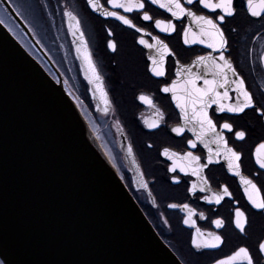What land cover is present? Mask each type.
Returning <instances> with one entry per match:
<instances>
[{
  "label": "flooded vegetation",
  "instance_id": "af4514ba",
  "mask_svg": "<svg viewBox=\"0 0 264 264\" xmlns=\"http://www.w3.org/2000/svg\"><path fill=\"white\" fill-rule=\"evenodd\" d=\"M40 2L45 8L44 10L48 11V15L51 6L56 9L52 11V14L50 13L51 20L52 15L54 17L55 14L60 19L62 33L65 36L72 60V72H69L68 66H66V56L60 47L59 38L57 41H46L42 37L41 31H39L40 36L37 31L35 32L33 24L27 22L23 16L22 19L44 52L38 48L25 31L13 23L15 34L20 40L21 35L25 37L26 40L23 42L25 47L50 74L58 78L51 63L57 66L61 75L63 74L71 95L105 146L109 157L115 167L118 168L119 174L133 197L161 238L182 263L214 264L216 259L230 255L240 246H249L255 253L257 242L264 239V212L252 207L243 192L240 177L228 170L227 161L221 157L218 162L214 160L204 170L210 181L212 191H220L224 185H227L233 194L232 197H225L221 204L217 205L201 198L204 195H211L210 192H202L198 188L196 195L193 196L188 191L192 181L198 179L196 176H192L190 173L185 175L177 170L176 174L180 176V182L177 184L172 181L171 176L174 174L168 171L171 160L162 155L165 147L181 152L189 150L186 141L192 139L193 134L187 129L183 136L171 132V127L180 123L182 118L179 116V109L176 107L175 101L171 99V94L161 92L160 88L163 83H170L171 79L175 78V59L177 57L182 64H186L191 63L197 55H205L212 51L207 45L199 43L186 45L183 43L182 29L189 23V18L183 17L182 20H175L171 13L160 8L158 4L151 3V0H144V9H137L133 12L115 9L107 0H97L104 9L116 10L122 15H126L137 25V28L134 29L116 17H106L99 14L91 8L87 0H51L52 4H50V0H40ZM182 2L198 14H210L209 10L203 9L202 5H188L186 0H182ZM26 4L27 7L24 10L33 14V2L30 4L28 1ZM65 6L80 18L81 27L88 41V48L100 75L103 77V85L111 101L107 112L97 109V100L92 97L89 85L82 77L66 28ZM238 8L240 9L238 15L222 25L229 36V52L226 55H230L237 71L245 78L249 90L254 93L259 102L264 100V95H262L264 94V62L260 59L264 55V21L250 17L246 13L244 0H238ZM15 9L21 16V7L17 4ZM0 11L2 12L1 6ZM145 11L153 17L152 20L145 21L143 19ZM157 19L174 20L177 24V31L174 33L162 32L155 27V20ZM54 20H56L55 17ZM52 24H54L53 21ZM139 28L145 29V32H138L137 29ZM108 29L112 30L111 34H109ZM140 36H144L150 43H155L153 37L159 36L177 54V57L171 55L167 57V78L155 77L149 70L151 61L148 60V56L154 52V49H148L139 44ZM112 39H115L118 45L115 52L107 46L108 41ZM214 55H218V53H214ZM63 62L65 63L64 67L61 65ZM141 93L151 95L157 107L165 113L164 122L160 124L159 128L147 127L146 121H155L157 112L155 108L138 99ZM215 108L216 106L213 105L209 112L217 121L218 131L219 124H222L225 119L234 124L233 131L225 130L224 134L228 138L229 145L242 153V174L252 179L261 189V194H264V170L259 168L255 159L256 148L264 142V117L252 110L233 114L215 112ZM103 119L107 121L109 130L102 129L99 131L98 128L103 126ZM240 130L247 132L244 140H238L234 135L235 131ZM123 138L132 144V156L136 165L139 166L140 173L143 172V177L141 175L138 179L134 177L126 154L121 149ZM149 145L152 146L149 147ZM192 151L202 157V162H207L208 150L203 146V143H198L197 148L192 149ZM142 179L148 181V188L143 187ZM172 203H187L195 208L197 215L193 219H195L196 225L183 224L182 221L186 212L181 208H169L168 205ZM236 207H239L248 216L249 222L245 233H241L235 227L234 213ZM201 212L206 218L200 217L199 213ZM217 218L225 220V226L222 229H217L212 223ZM196 227H199L205 234L213 232L223 235L225 243L219 249H195L191 244V239L195 235ZM257 259L260 264H264V258L257 256Z\"/></svg>",
  "mask_w": 264,
  "mask_h": 264
},
{
  "label": "water",
  "instance_id": "95a60500",
  "mask_svg": "<svg viewBox=\"0 0 264 264\" xmlns=\"http://www.w3.org/2000/svg\"><path fill=\"white\" fill-rule=\"evenodd\" d=\"M0 2L44 52L8 0ZM0 21L1 259L5 264H183L133 197L63 76L50 74ZM65 23L82 77L104 112L67 16ZM128 144L123 138L121 149L138 179Z\"/></svg>",
  "mask_w": 264,
  "mask_h": 264
},
{
  "label": "snow or ice",
  "instance_id": "6c2138e0",
  "mask_svg": "<svg viewBox=\"0 0 264 264\" xmlns=\"http://www.w3.org/2000/svg\"><path fill=\"white\" fill-rule=\"evenodd\" d=\"M10 2V0H9ZM115 9H124L126 12H133L137 9H144V0H107ZM92 9L102 11V15L106 17H116L125 25L136 29L137 25L132 22L126 15H122L116 10H107L97 0H87ZM151 3L158 4L160 8L171 13L175 20H182L183 17L189 18V23L182 29L183 43L186 45L202 44L207 45L212 51L205 55H197L191 63L182 64L177 54L162 40L159 36L153 37L155 43H150L144 36H140L139 44L144 45L148 49H154V52L148 56L151 61L149 70L155 77L167 78V57H177L175 59V78L170 83H163L160 91L170 93L171 99L175 101L176 107L179 109V116L182 118L180 123L171 127V132L178 136H183L187 129L193 134L192 139L186 141L189 146L187 151H176L169 147L163 148L162 155L171 160L168 171L173 173L171 180L175 183L180 182L179 172L198 179L192 181L188 191L195 196L197 189L202 192H210L211 195L201 197L209 203L221 204L225 197H232L227 185H224L220 191H212L211 184L204 170L210 164L218 162L221 157L227 161L228 170L234 172L240 177L243 185V192L247 196L253 208L264 212V194L257 184L241 172L242 153L237 151L235 147L229 145L225 130L232 132L234 124L225 119L222 124H218L213 119L209 110L213 105L216 106L215 112L219 113H245L246 110H252L264 117V100L258 102L254 93L249 90L245 78L240 75L233 64L229 52V36L226 34L225 25L229 19H234L240 9L238 8V0H186L188 5L199 4L203 9L209 10L210 14H198L191 7H186L182 0H151ZM246 13L253 18L264 21V0H244ZM19 15V13H17ZM64 15L68 18V27L72 31L73 42L76 44V52L86 62L85 74L101 93L104 99V111L109 110L111 101L108 93L103 86V77L99 73L96 63L92 58L91 51L88 48V41L81 27V21L78 15L67 9L65 6ZM143 19L150 21L153 19L148 12H144ZM2 22V21H0ZM155 27L165 33H174L177 31V24L174 20H155ZM195 28V30H194ZM138 32L144 33L145 29L139 28ZM235 31V29H232ZM109 34L112 30L108 29ZM148 35H151L148 33ZM107 46L113 51H117V41L109 40ZM218 53V55H214ZM264 62V55L260 57ZM234 93V94H233ZM264 95V94H262ZM138 99L143 103L156 109L157 119L152 122L146 121L147 127L151 129L159 128L164 122L165 113L154 103L153 97L141 93ZM119 123V122H118ZM235 137L238 140H244L247 132L244 130L235 131ZM198 143L208 150L207 162H202V157L192 151L196 149ZM215 145V147H213ZM152 145H149L151 147ZM132 144H128V152L132 153ZM256 163L259 168L264 170V142L260 143L255 150ZM139 167V166H138ZM143 177V172L140 173ZM143 187L148 188V181L141 180ZM237 203H239L237 201ZM169 208H181L186 212L183 219L185 225H196L195 217L196 209L190 204L172 203ZM201 218H206L204 213H199ZM167 222V221H166ZM248 216L239 207L235 208L234 224L241 233L246 232L248 225ZM217 229L225 226L223 218H217L212 221ZM225 243V237L219 233L208 232L203 233L199 227H196L195 235L191 239L192 246L197 250L203 249H219ZM257 256L264 258V239H260L256 244L255 253L249 246H240L236 248L230 255L216 259L214 264H260ZM0 264H5L4 260H0Z\"/></svg>",
  "mask_w": 264,
  "mask_h": 264
},
{
  "label": "bare ground",
  "instance_id": "6f19581e",
  "mask_svg": "<svg viewBox=\"0 0 264 264\" xmlns=\"http://www.w3.org/2000/svg\"><path fill=\"white\" fill-rule=\"evenodd\" d=\"M29 2H30V4H31V2H33V4H32V11L35 13V16L36 17H38V19H39V26H41V29H42V33H41V35H42V37L46 40V41H48V40H51V41H57L58 40V37H57V35H56V33H55V31H54V27H53V25H52V20H51V16H50V13L52 14V11H55L56 9L54 8V7H52L51 6V8L49 9V15H48V11H45L44 9V7L42 6V2H40V0H28ZM44 1V0H43ZM8 2H9V0H8ZM21 2H22V4H24V2L21 0ZM10 4H11V6L15 9V7L17 6V4H18V6H19V3H20V1L19 0H10V2H9ZM50 4H52V2H51V0H50ZM0 6H1V8H2V13L10 20V22H11V24H15L16 25V27H18L19 29L21 28L18 24H17V22L14 20V18L10 15V14H8L7 12H6V9H5V7H4V5L0 2ZM3 8H4V11H3ZM52 9V10H51ZM47 10V9H46ZM15 11L17 12V10L15 9ZM18 13V12H17ZM54 14V13H53ZM20 16V15H19ZM13 22V23H12ZM21 30L23 31V29L21 28ZM25 31V30H24ZM31 32V31H30ZM26 33V32H25ZM22 36V35H21ZM22 40L25 42V37L24 36H22ZM59 43V42H58ZM60 47H61V45H60ZM62 48V47H61ZM64 64V65H63ZM51 65H52V67H53V69L55 70V72L57 73V72H59V70H58V68H57V66L54 64V63H51ZM62 67H64L65 66V63L63 62L62 64ZM66 68V67H65ZM63 75V74H62ZM84 115V117L86 118V116H85V114H83ZM86 120H87V118H86ZM88 121V120H87ZM89 122V121H88ZM103 128L100 126V128H98V130L99 131H101L102 129H105V130H109L108 129V124H107V121L106 120H104L103 119ZM90 124V123H89ZM90 126H91V124H90ZM92 127V126H91ZM110 134V133H109ZM101 141V140H100ZM102 143V142H101ZM102 145H103V143H102ZM103 147H104V149H105V151L107 152V150H106V148H105V146L103 145ZM116 169L118 170V168L116 167ZM119 172V171H118ZM0 260H2L1 259V256H0Z\"/></svg>",
  "mask_w": 264,
  "mask_h": 264
},
{
  "label": "rangeland",
  "instance_id": "374dc122",
  "mask_svg": "<svg viewBox=\"0 0 264 264\" xmlns=\"http://www.w3.org/2000/svg\"><path fill=\"white\" fill-rule=\"evenodd\" d=\"M19 1H20L19 7H21V15L24 17V19L27 22H29L30 24H33L32 26H34L35 32L37 31V33L39 34V31H41V33H42L41 26H39V19H38V17L35 16V13H33V14L31 13L30 14L28 11L24 10L27 7L26 2H28V1L22 0L24 2V4H22L21 0H19ZM2 17L5 19L6 22H8V19L6 18L5 15H3ZM54 17H55L56 20H54ZM54 17L52 15V21L54 22V24H52V25L54 27V31L56 32V34L58 35V38L60 40V45H61L62 50H63L62 52L65 53V56H66L65 62L67 64L66 66H68L69 72H72V60H71V57L69 55V51H68L69 48L66 45L65 36H63V33H62V26L60 25V19H59V17H57L56 14L54 15ZM37 24H38V27H37ZM20 37L22 38V36H20ZM73 71H74V65H73Z\"/></svg>",
  "mask_w": 264,
  "mask_h": 264
}]
</instances>
